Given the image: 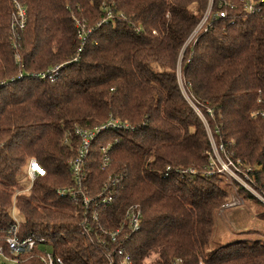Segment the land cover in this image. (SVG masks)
<instances>
[{
  "label": "trees",
  "instance_id": "trees-1",
  "mask_svg": "<svg viewBox=\"0 0 264 264\" xmlns=\"http://www.w3.org/2000/svg\"><path fill=\"white\" fill-rule=\"evenodd\" d=\"M15 2L26 18L13 39ZM195 108L264 194V116L253 115L264 111V0H0V229L33 157L45 174L15 198L21 236L46 238L64 264H110L81 228L82 205L58 189L75 184V128L114 118L129 127L91 139L82 183L96 194L116 182L113 202L96 209L105 227L140 207L125 246L131 264H264V236L206 249L228 189L201 172L211 144ZM23 263L42 264L35 255Z\"/></svg>",
  "mask_w": 264,
  "mask_h": 264
},
{
  "label": "built area",
  "instance_id": "built-area-1",
  "mask_svg": "<svg viewBox=\"0 0 264 264\" xmlns=\"http://www.w3.org/2000/svg\"><path fill=\"white\" fill-rule=\"evenodd\" d=\"M262 1V0H261ZM249 12H253L254 8L251 4L246 3ZM25 7L20 2H15V11L11 21V36L13 39L19 37V33L25 27L26 12ZM209 10L206 11L201 21L198 23L192 34L188 38L187 42L192 39L196 33L205 25V21L209 16ZM216 16L223 17L224 12L218 11ZM206 29V27L204 28ZM203 29V30H204ZM57 66L50 68L48 72L55 73ZM44 77L46 74H39ZM261 98L259 97L258 101ZM253 115L264 116V111H254ZM126 122H121L114 118H109L105 123L94 126L92 128L76 127L75 132L80 138V146L74 157L70 158L68 163L71 172L74 177L75 184L73 187L58 189L59 194H70L75 198L77 203H80L83 207L84 219L81 221V228L91 239L94 236L96 243L106 251V256L110 264H131V255L126 250V242L129 236L141 228L142 212L138 204H130L126 207L117 225L113 228L103 226L99 222L97 214V208L102 204H111L113 202V190L116 182L104 183L101 190L96 194H90L85 190L83 186V179L85 177L84 172V156L88 152L90 141L100 131L106 128H128ZM208 129V128H207ZM208 133V132H207ZM210 140V139H209ZM211 153L209 155V172L214 170L213 173H218L227 178L235 177L240 166L239 160L231 158L230 154L222 147L211 142ZM108 146L101 147V162L102 167L108 163L107 156ZM242 166V165H241ZM243 167V166H242ZM244 169V167H243ZM252 167H247L249 172ZM188 171V172H187ZM194 170L188 169L182 173H192ZM24 181H22L18 188H15L13 193V203L9 209L10 221H8L4 229H0V257L5 259L23 263L26 258L35 255L41 261L42 264H64L61 256L55 254L52 250H42L40 246H49L50 243L46 238L37 236L34 233H30L26 236H21L20 233V221L21 216L16 217V214H20L16 205L15 198L20 193L30 192L33 181L37 176L45 174V169L31 157L28 159L25 167L23 168ZM252 185V184H251ZM247 187V186H246ZM256 191H251L255 197H258L264 205V194L252 185ZM260 195H259V194ZM230 203H225L223 206L228 207Z\"/></svg>",
  "mask_w": 264,
  "mask_h": 264
},
{
  "label": "rangeland",
  "instance_id": "rangeland-1",
  "mask_svg": "<svg viewBox=\"0 0 264 264\" xmlns=\"http://www.w3.org/2000/svg\"><path fill=\"white\" fill-rule=\"evenodd\" d=\"M177 73L179 77L178 67H177ZM179 83L181 85L183 94L187 96L180 79H179ZM190 103L191 105H193L192 102ZM195 110L198 116L200 117V119L205 124L209 139L211 140V142L215 144V141L211 135L210 130L207 129L206 119L204 115L197 108H195ZM213 171L210 170L209 172L207 171H201V172H203V174L205 175L216 174L218 176L219 179L216 178L217 183L220 182L219 184L224 185L228 189V198H227L228 200L226 201V203H230V204L228 205V207L223 206L221 209L218 210V214L217 213L215 214L214 228L211 233V237L206 245V249L211 251L215 249L218 245L230 241L231 237L234 236L239 238H243V237L251 238L254 236L263 237L264 236V205L262 204L260 199L258 197H255L254 194H252L251 192L256 190L252 187V185L254 187L255 185H254L253 177L252 175H250V171L247 172L246 168L243 169V167L240 165L238 166L237 174H235L236 176L233 178H227L223 175H219L218 173H213ZM20 179H22L21 181H24V173L20 174ZM247 188H249L251 191L248 190ZM240 189H242L241 192ZM243 192L251 194L253 198L250 199L245 198L243 196ZM259 213H261L262 215L259 216ZM17 216L20 217L21 215L16 214V217ZM20 218L23 217L21 216ZM40 249L47 251L52 250L51 247L49 246H40ZM0 264H27V263H20L5 259L4 257H0Z\"/></svg>",
  "mask_w": 264,
  "mask_h": 264
}]
</instances>
